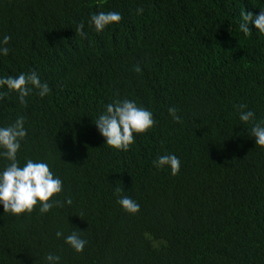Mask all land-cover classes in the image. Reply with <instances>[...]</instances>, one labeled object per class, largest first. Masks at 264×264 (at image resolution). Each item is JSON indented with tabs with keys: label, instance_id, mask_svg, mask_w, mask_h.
<instances>
[{
	"label": "trees",
	"instance_id": "trees-1",
	"mask_svg": "<svg viewBox=\"0 0 264 264\" xmlns=\"http://www.w3.org/2000/svg\"><path fill=\"white\" fill-rule=\"evenodd\" d=\"M262 10L264 0H0V39L11 36L0 78L34 70L51 89L22 105L0 86V127L22 116L20 166L47 163L62 181L49 202L72 199L19 216L0 202V264H48L49 253L59 264H264V147L251 135L264 122V33L239 29L242 12ZM101 11L122 20L97 32ZM124 99L154 119L127 151L95 125ZM165 154L179 158L177 175L154 166ZM8 163L0 155V172ZM74 231L82 253L65 243Z\"/></svg>",
	"mask_w": 264,
	"mask_h": 264
},
{
	"label": "clouds",
	"instance_id": "clouds-1",
	"mask_svg": "<svg viewBox=\"0 0 264 264\" xmlns=\"http://www.w3.org/2000/svg\"><path fill=\"white\" fill-rule=\"evenodd\" d=\"M136 11L139 15L143 13L144 9L139 7ZM121 20L122 15L119 12L101 11L91 16L89 24L95 27V31L101 32L106 26L119 23ZM250 22H254L259 32L264 33V10L258 16H254L251 12L241 13L239 29L245 35L250 32ZM83 29L84 24L81 22L76 33L85 36L86 33ZM10 41L11 36L6 34L0 39V55L7 56L9 54L7 45ZM134 71L140 72V66L136 65ZM0 86H6L10 91L17 92L22 105L27 104L26 97L31 95L34 90L41 98L51 91L49 85L42 82L34 70L28 73H20L18 76L0 78ZM5 96L6 94H0V101H3ZM235 107L241 109V121L248 123L254 119L253 111H243L247 105L240 104ZM168 111L175 122H182L181 117L177 115L178 109L170 107ZM24 124V118L21 116L8 127H0V148L4 149L0 155L9 161L4 170L0 172V202L3 203L4 211L19 216L25 212L31 213L38 203L42 214L47 213L54 206L63 207L64 203L70 206L72 204L70 197L64 202H49L62 191V181L54 177L47 163L28 159L23 166H20L17 153L21 148V141L27 136ZM95 125L102 136L106 138L108 146L127 151L134 142L133 134L144 133L152 128L154 119L149 110L139 107L134 101L124 99L108 104L106 111L95 120ZM251 135L255 137L256 145L264 147V122L253 124ZM153 164L157 168L169 167L172 175H177L181 167L179 158L174 154L159 156L153 161ZM115 191L119 194L121 189L117 187ZM118 203L131 214H136L140 210L139 204L127 196L120 197ZM56 236L58 238L63 237L64 233L57 231ZM65 243L76 252L82 253L88 241L82 239L79 232L74 231L65 237ZM60 259L61 257L55 254L46 255L48 264H59Z\"/></svg>",
	"mask_w": 264,
	"mask_h": 264
}]
</instances>
